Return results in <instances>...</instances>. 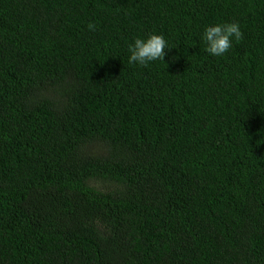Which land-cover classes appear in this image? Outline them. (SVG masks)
Listing matches in <instances>:
<instances>
[{
  "label": "trees",
  "instance_id": "1",
  "mask_svg": "<svg viewBox=\"0 0 264 264\" xmlns=\"http://www.w3.org/2000/svg\"><path fill=\"white\" fill-rule=\"evenodd\" d=\"M0 264H264V0H0Z\"/></svg>",
  "mask_w": 264,
  "mask_h": 264
},
{
  "label": "clouds",
  "instance_id": "2",
  "mask_svg": "<svg viewBox=\"0 0 264 264\" xmlns=\"http://www.w3.org/2000/svg\"><path fill=\"white\" fill-rule=\"evenodd\" d=\"M89 31L96 30V24L89 22ZM202 39L205 42V51L213 56H223L232 47V41L240 42L243 32L236 21L225 22L206 26ZM169 48L163 35L149 33L147 37H137L128 45L130 64H138L147 67L149 62L163 60L165 49Z\"/></svg>",
  "mask_w": 264,
  "mask_h": 264
}]
</instances>
